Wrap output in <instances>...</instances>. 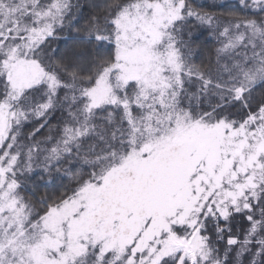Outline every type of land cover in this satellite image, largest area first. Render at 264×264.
Masks as SVG:
<instances>
[{
  "label": "snow or ice",
  "instance_id": "snow-or-ice-1",
  "mask_svg": "<svg viewBox=\"0 0 264 264\" xmlns=\"http://www.w3.org/2000/svg\"><path fill=\"white\" fill-rule=\"evenodd\" d=\"M207 7L0 0V264H264V0Z\"/></svg>",
  "mask_w": 264,
  "mask_h": 264
},
{
  "label": "trees",
  "instance_id": "trees-1",
  "mask_svg": "<svg viewBox=\"0 0 264 264\" xmlns=\"http://www.w3.org/2000/svg\"><path fill=\"white\" fill-rule=\"evenodd\" d=\"M196 2L200 5H204L205 6V10H209L207 6L216 4V5H224L226 6L225 8H215V9H211L212 11L216 12L218 15L223 12L226 11L227 8H231L234 5L237 4V0H196ZM199 36L200 42H205L206 41V45H205V50L203 52H201L197 57H196V62L200 63L201 60H207L208 56L210 53L214 52V49L218 46L216 44V41L207 34V32L203 33V35H201L199 32L196 33ZM63 41H61L60 46L63 47ZM64 183H68V180L65 178ZM60 184V180H57L55 182V184L53 185H44L42 184L40 187V194H45V193H52L53 191H55L56 186Z\"/></svg>",
  "mask_w": 264,
  "mask_h": 264
}]
</instances>
